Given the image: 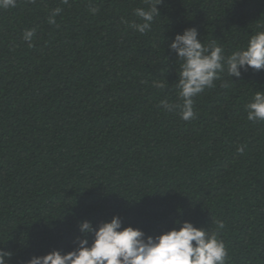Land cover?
Returning <instances> with one entry per match:
<instances>
[{
    "label": "trees",
    "instance_id": "1",
    "mask_svg": "<svg viewBox=\"0 0 264 264\" xmlns=\"http://www.w3.org/2000/svg\"><path fill=\"white\" fill-rule=\"evenodd\" d=\"M137 8L146 0H16L0 9L7 264L72 251L81 222L96 228L114 216L151 236L220 220L226 264H264V121L246 112L264 92V70L241 69L239 79L225 70L193 98L194 120L160 107L182 102L175 36L196 28L230 55L264 31V0H163L145 34L129 26L141 23Z\"/></svg>",
    "mask_w": 264,
    "mask_h": 264
},
{
    "label": "clouds",
    "instance_id": "2",
    "mask_svg": "<svg viewBox=\"0 0 264 264\" xmlns=\"http://www.w3.org/2000/svg\"><path fill=\"white\" fill-rule=\"evenodd\" d=\"M68 0H64L67 3ZM148 8H137L134 13L141 23L132 22L129 26L145 34L151 31L154 19L160 15L158 6L163 0H146ZM16 6V0H0V9ZM57 8L49 23H55L54 17L60 13ZM96 8H90L95 14ZM122 23H128L122 19ZM35 30L26 31L23 39L31 41ZM196 28H187L183 34H177L170 48L179 58L180 71L176 87L179 100L160 102L165 112H175L185 121L194 120V97L205 89L215 87L214 81L227 71L229 77L241 76V69L264 70V31L253 35L247 46L225 55L223 47L214 40L205 45L198 39ZM29 43V47H31ZM163 81H154L153 87L164 89ZM247 120L264 121V92H256L252 101L246 105ZM242 152L243 148H238ZM212 230L197 228L190 222H176V226L158 236L146 235L144 231L131 226L124 227L119 216L110 222H101L96 228L89 221L79 224L80 237L74 241L72 251L63 253L53 250L44 256H32L27 264H226L228 251L219 233L225 224L216 220ZM92 236L91 243L88 239ZM194 242V243H193ZM11 252L0 250V264H7Z\"/></svg>",
    "mask_w": 264,
    "mask_h": 264
}]
</instances>
